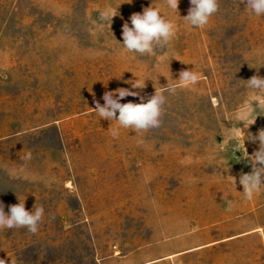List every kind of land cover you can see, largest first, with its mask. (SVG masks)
Returning a JSON list of instances; mask_svg holds the SVG:
<instances>
[{
    "label": "rangeland",
    "instance_id": "rangeland-1",
    "mask_svg": "<svg viewBox=\"0 0 264 264\" xmlns=\"http://www.w3.org/2000/svg\"><path fill=\"white\" fill-rule=\"evenodd\" d=\"M218 2L198 28L184 19L190 0L178 13L163 0H0V202L45 210L35 234L0 230V259L264 264V189L248 200L239 183L259 147L246 136L264 129V92L247 87L264 78V16ZM150 6L176 37L151 55L128 52L123 25ZM115 10L109 27L101 13ZM183 70L200 79L181 87ZM167 83L177 93H165L158 128L137 133L94 110L107 91L147 99Z\"/></svg>",
    "mask_w": 264,
    "mask_h": 264
},
{
    "label": "clouds",
    "instance_id": "clouds-1",
    "mask_svg": "<svg viewBox=\"0 0 264 264\" xmlns=\"http://www.w3.org/2000/svg\"><path fill=\"white\" fill-rule=\"evenodd\" d=\"M164 4L173 12L178 13L179 0H163ZM241 4L249 10L250 15L264 16V0H240ZM190 8L184 19L191 27L204 28L211 17L218 12V0H190ZM117 15V10L101 13V18L111 27L112 18ZM131 26L125 22L122 28L121 44L128 52L138 53L141 56L153 54L156 49H163L176 37L177 26L162 14L159 7L150 6L143 9L142 13H133L130 17ZM200 76L192 70H183L179 73V82L181 87H189L198 82ZM145 85L133 83V88H143ZM247 87L264 92V78L254 75L247 80ZM177 93V85L167 83L161 90H156L155 94L145 99L138 92L129 89L120 88L115 92L107 91L102 99L104 104L96 100L95 112L108 121H116L120 127L132 129L137 133L147 132L150 129L158 128L161 125V117L164 112V105L167 103V96ZM128 96L139 97V103L120 101ZM259 110L264 111V105L259 106ZM255 109L248 115V119L243 121L244 128L255 122L257 116L254 115ZM240 131L242 132L241 128ZM243 133V132H242ZM244 134V133H243ZM113 137L119 135L118 129L112 131ZM239 134H237V139ZM247 140L259 142L258 150L252 155L246 154L245 159L251 164L250 173H242L239 177V183L243 186V194L246 199L252 200L254 195L261 189H264V129L260 130L258 135H247ZM30 153L26 158L30 159ZM236 184L235 178H233ZM231 205H229L230 210ZM35 210L28 211L25 208V200H19V203L9 205L8 212H5V206L0 202V230L26 228L29 232L35 234L39 229L44 217L43 206L33 207ZM10 260V264L15 261ZM0 264H9V261L0 259Z\"/></svg>",
    "mask_w": 264,
    "mask_h": 264
},
{
    "label": "crops",
    "instance_id": "crops-1",
    "mask_svg": "<svg viewBox=\"0 0 264 264\" xmlns=\"http://www.w3.org/2000/svg\"><path fill=\"white\" fill-rule=\"evenodd\" d=\"M145 264V263H144ZM146 264H150V263H146Z\"/></svg>",
    "mask_w": 264,
    "mask_h": 264
}]
</instances>
